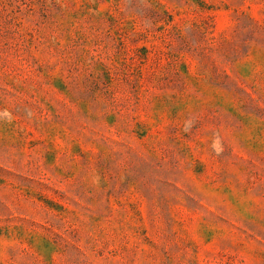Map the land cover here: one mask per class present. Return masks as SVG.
Wrapping results in <instances>:
<instances>
[{"label": "rangeland", "instance_id": "obj_1", "mask_svg": "<svg viewBox=\"0 0 264 264\" xmlns=\"http://www.w3.org/2000/svg\"><path fill=\"white\" fill-rule=\"evenodd\" d=\"M0 264H264V0H0Z\"/></svg>", "mask_w": 264, "mask_h": 264}]
</instances>
